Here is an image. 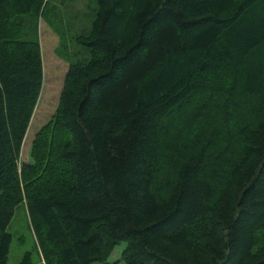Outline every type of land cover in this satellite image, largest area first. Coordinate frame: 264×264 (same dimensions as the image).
<instances>
[{
    "label": "trees",
    "instance_id": "16d2710c",
    "mask_svg": "<svg viewBox=\"0 0 264 264\" xmlns=\"http://www.w3.org/2000/svg\"><path fill=\"white\" fill-rule=\"evenodd\" d=\"M52 2L0 0V264L24 202L44 264H264V0ZM44 16L69 68L20 163Z\"/></svg>",
    "mask_w": 264,
    "mask_h": 264
},
{
    "label": "rangeland",
    "instance_id": "374dc122",
    "mask_svg": "<svg viewBox=\"0 0 264 264\" xmlns=\"http://www.w3.org/2000/svg\"><path fill=\"white\" fill-rule=\"evenodd\" d=\"M52 4L57 5L61 9L60 0H53ZM82 4L83 1L77 3V7ZM50 14L51 8L48 11V15ZM39 41L43 56V86L38 105L23 143L20 163L33 162L31 156L33 144L40 130L52 121L59 107L61 92L69 68L68 60L60 55L62 39L53 25L47 22V17L45 16L39 20ZM9 230L13 234L9 264H16L26 251L33 249H36V263L44 264L43 254L37 242L25 202L17 207ZM259 237H264V231L259 233ZM120 253V248H117L110 257L111 263H113L114 259H118Z\"/></svg>",
    "mask_w": 264,
    "mask_h": 264
}]
</instances>
